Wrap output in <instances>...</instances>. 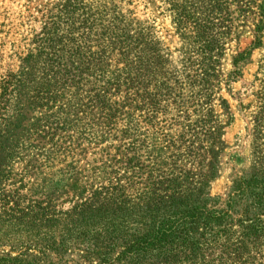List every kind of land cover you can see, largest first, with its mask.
<instances>
[{
    "label": "trees",
    "instance_id": "trees-1",
    "mask_svg": "<svg viewBox=\"0 0 264 264\" xmlns=\"http://www.w3.org/2000/svg\"><path fill=\"white\" fill-rule=\"evenodd\" d=\"M136 2L56 1L25 48L29 65L1 76L0 264L67 254L71 264H264V153L253 152L224 200L208 188L232 118L220 61L246 26L249 44L230 56L229 75H239L261 44L264 0L140 2L186 44L174 71ZM30 81L35 114L20 125L10 100ZM23 139L35 151L12 173Z\"/></svg>",
    "mask_w": 264,
    "mask_h": 264
},
{
    "label": "rangeland",
    "instance_id": "rangeland-1",
    "mask_svg": "<svg viewBox=\"0 0 264 264\" xmlns=\"http://www.w3.org/2000/svg\"><path fill=\"white\" fill-rule=\"evenodd\" d=\"M56 1L58 0H0V78L8 70L18 71L21 67L29 65L21 60L25 48L31 45L39 33L45 9H49ZM136 1L135 15L139 16L140 12H144L146 17L154 20L158 40L165 49L163 53L167 54L166 69L178 70L181 52L186 44L174 35L166 14H159L158 11L152 10V7L144 10L143 0ZM120 7L124 10L128 6L121 3ZM237 33L238 38L229 41L228 49L219 65L221 79L218 94L226 100L232 118L222 130L223 144L217 156V173L209 182L208 188L210 195L220 197L221 200L229 193L231 180L236 175L250 170L256 157L253 152L259 150L264 153V31L261 44L238 66L240 73L234 78L229 75V71L233 69L230 64L232 50L235 49V45L240 48L246 47L251 40V32L246 26L240 27ZM34 85V81H30L22 88L20 102L16 103L14 98L10 100L11 109L22 108L20 114L24 118H15L20 125L28 124L35 114L26 104L31 86ZM214 111L225 119V114L219 107L215 106ZM257 119L261 121L259 123L261 126L255 128ZM10 141L9 135L6 143L9 144ZM22 141L26 147L33 143L29 139ZM34 151L33 147L24 149L20 154V161L10 166L11 172H19ZM85 159L88 160L89 157L86 156ZM29 173L32 175L33 171ZM54 175L60 177L58 172H54ZM71 260L77 261L76 254L65 255L59 264H71Z\"/></svg>",
    "mask_w": 264,
    "mask_h": 264
}]
</instances>
